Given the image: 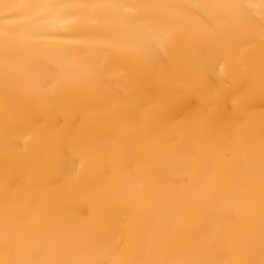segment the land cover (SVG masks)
<instances>
[{"label":"bare ground","instance_id":"obj_1","mask_svg":"<svg viewBox=\"0 0 264 264\" xmlns=\"http://www.w3.org/2000/svg\"><path fill=\"white\" fill-rule=\"evenodd\" d=\"M0 264H264V0H0Z\"/></svg>","mask_w":264,"mask_h":264}]
</instances>
